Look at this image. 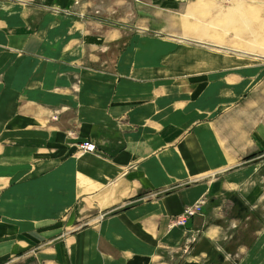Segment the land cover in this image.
Listing matches in <instances>:
<instances>
[{
	"label": "crops",
	"instance_id": "obj_1",
	"mask_svg": "<svg viewBox=\"0 0 264 264\" xmlns=\"http://www.w3.org/2000/svg\"><path fill=\"white\" fill-rule=\"evenodd\" d=\"M206 1L0 0V264H264V52Z\"/></svg>",
	"mask_w": 264,
	"mask_h": 264
},
{
	"label": "rangeland",
	"instance_id": "obj_2",
	"mask_svg": "<svg viewBox=\"0 0 264 264\" xmlns=\"http://www.w3.org/2000/svg\"><path fill=\"white\" fill-rule=\"evenodd\" d=\"M97 1L94 7L92 5L87 8V12L84 13V17L90 16V18H103V19H111L118 18L120 15H126L129 17L132 26L134 25V20L139 17L138 10L135 11L133 8V4L128 3L124 9L120 11H116V13H109L106 9L114 0H95ZM257 1L259 0H207L205 4L202 6L200 10V15L197 14V17H204V12L206 9L211 8L213 11L215 8H219L217 14L213 13V25L211 27L215 42H211V44H217L220 46L210 45L208 44H198L196 43L195 47L211 50L214 53L216 49L221 51L222 53L234 56L232 50L237 49L236 40L240 41L248 50L257 52H264V41H260V37L257 32L254 33L253 29L258 30L260 24L259 12L255 10L257 6ZM187 2H183L182 6L178 9L172 8L171 11H179L182 14H185V5ZM203 4V2H202ZM206 8V9H205ZM176 10V11H175ZM109 17V18H108ZM220 17V18H218ZM188 17H186L187 21ZM114 20V19H113ZM188 25V24H187ZM196 35L197 32L200 31L202 34L204 33V29L201 26H196ZM186 30V28H185ZM153 33V32H147ZM170 33V32H169ZM158 34L163 36H168L167 31H160ZM205 45V46H200ZM250 62H257L256 60L247 59ZM80 151L84 152L79 148ZM91 153V152H88ZM262 153V152H259ZM255 153V157L259 154ZM253 155V154H251ZM250 155V156H251ZM249 157V156H248ZM205 207V206H204ZM204 210V209H203ZM203 213V211H202ZM200 213V214H202ZM198 214V215H200ZM254 215L258 216V221H264V211H261L259 214L254 213ZM254 216V217H256ZM32 264H41V258L36 257L32 258ZM40 262V263H39Z\"/></svg>",
	"mask_w": 264,
	"mask_h": 264
},
{
	"label": "built area",
	"instance_id": "obj_3",
	"mask_svg": "<svg viewBox=\"0 0 264 264\" xmlns=\"http://www.w3.org/2000/svg\"><path fill=\"white\" fill-rule=\"evenodd\" d=\"M79 148L84 152H97V145L91 141H84L79 144ZM207 199L202 198L198 202L186 206L182 215L173 219L172 226H186L190 219L202 213L204 206L207 204Z\"/></svg>",
	"mask_w": 264,
	"mask_h": 264
},
{
	"label": "trees",
	"instance_id": "obj_4",
	"mask_svg": "<svg viewBox=\"0 0 264 264\" xmlns=\"http://www.w3.org/2000/svg\"><path fill=\"white\" fill-rule=\"evenodd\" d=\"M255 156H256V155L253 154V155L249 156L247 159H251V158H253V157H255Z\"/></svg>",
	"mask_w": 264,
	"mask_h": 264
}]
</instances>
